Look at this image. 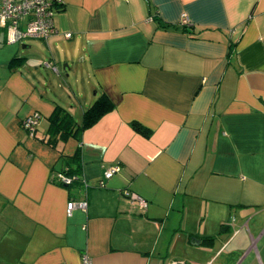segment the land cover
Wrapping results in <instances>:
<instances>
[{"label": "crops", "instance_id": "1", "mask_svg": "<svg viewBox=\"0 0 264 264\" xmlns=\"http://www.w3.org/2000/svg\"><path fill=\"white\" fill-rule=\"evenodd\" d=\"M53 24L0 28V264H264V0H64Z\"/></svg>", "mask_w": 264, "mask_h": 264}, {"label": "built area", "instance_id": "2", "mask_svg": "<svg viewBox=\"0 0 264 264\" xmlns=\"http://www.w3.org/2000/svg\"><path fill=\"white\" fill-rule=\"evenodd\" d=\"M63 2L64 0H0V28L8 32L11 42H17L27 37L47 39L56 33L53 16L61 9ZM183 22L186 23L185 18ZM36 121L34 117L27 118L23 121L22 126L32 133ZM118 170L119 167L117 166L108 169L104 173V178L109 179ZM75 179V177L64 174L59 175V181L64 185H70ZM125 195L129 196L128 193ZM130 201L141 208L146 207L145 200L140 197H132ZM75 209L85 210L86 202L70 201L67 204L68 213ZM81 264H91L90 259L84 257Z\"/></svg>", "mask_w": 264, "mask_h": 264}, {"label": "trees", "instance_id": "3", "mask_svg": "<svg viewBox=\"0 0 264 264\" xmlns=\"http://www.w3.org/2000/svg\"><path fill=\"white\" fill-rule=\"evenodd\" d=\"M109 107H110V104L107 101H105V99H101V98L98 99V101H96L94 105L88 109L80 128L83 129L84 127H86L89 123H91L99 115H101L106 110H108ZM70 123H71V118L66 111L60 112V110H56L54 112L53 117L51 119L52 125L58 128L61 127V128L67 129L66 133H68V129L72 127ZM224 230L226 229L225 228L222 229L221 232Z\"/></svg>", "mask_w": 264, "mask_h": 264}, {"label": "water", "instance_id": "4", "mask_svg": "<svg viewBox=\"0 0 264 264\" xmlns=\"http://www.w3.org/2000/svg\"><path fill=\"white\" fill-rule=\"evenodd\" d=\"M196 243H198V241H196Z\"/></svg>", "mask_w": 264, "mask_h": 264}]
</instances>
